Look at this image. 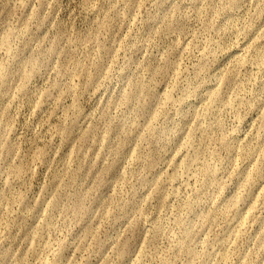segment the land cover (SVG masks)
Wrapping results in <instances>:
<instances>
[{
	"label": "rangeland",
	"instance_id": "1",
	"mask_svg": "<svg viewBox=\"0 0 264 264\" xmlns=\"http://www.w3.org/2000/svg\"><path fill=\"white\" fill-rule=\"evenodd\" d=\"M0 264H264V0H0Z\"/></svg>",
	"mask_w": 264,
	"mask_h": 264
}]
</instances>
